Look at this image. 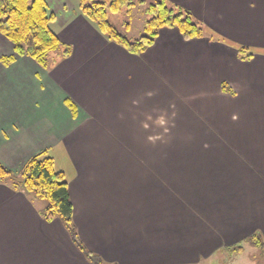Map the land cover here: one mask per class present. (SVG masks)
<instances>
[{"label": "crops", "instance_id": "0c3cea01", "mask_svg": "<svg viewBox=\"0 0 264 264\" xmlns=\"http://www.w3.org/2000/svg\"><path fill=\"white\" fill-rule=\"evenodd\" d=\"M172 1L203 39L162 29L131 55L72 0L76 13L51 24L68 57L0 67V163L18 174L36 154L52 158L77 237L104 264H207L264 240V52L237 54L264 50V0ZM43 207L0 184V264H90Z\"/></svg>", "mask_w": 264, "mask_h": 264}, {"label": "trees", "instance_id": "16d2710c", "mask_svg": "<svg viewBox=\"0 0 264 264\" xmlns=\"http://www.w3.org/2000/svg\"><path fill=\"white\" fill-rule=\"evenodd\" d=\"M78 13L110 42L120 46L129 54L139 56L150 48L160 30L176 29L184 40L203 39V25L193 14L166 0H159L145 6L144 0H76ZM145 6L147 20L144 35L129 40L120 35L108 21V12L120 14L123 9ZM55 15L50 13L46 0H0V35L13 45L14 57H1L0 61L8 66L15 57H28L43 68L48 67L49 56L62 52L64 58L70 54V48L62 46L51 24ZM239 59L250 60L253 55L249 48L237 49ZM222 90L230 93L225 84ZM232 94V93H231ZM41 152L32 156L18 174L12 173L0 163V184L24 193L44 205L40 216L46 222L58 219L68 232L74 245L82 252L90 264H104L102 260L87 251L80 243L72 220V204L68 193V184L62 172L55 169L52 158ZM254 250H264V240L256 233L245 240ZM230 251L234 250L231 248Z\"/></svg>", "mask_w": 264, "mask_h": 264}, {"label": "rangeland", "instance_id": "374dc122", "mask_svg": "<svg viewBox=\"0 0 264 264\" xmlns=\"http://www.w3.org/2000/svg\"><path fill=\"white\" fill-rule=\"evenodd\" d=\"M49 7L50 13L55 15L57 18V22H62L65 16H71L76 13V9L74 5H72V0H46ZM137 1V0H136ZM145 6H149L154 4L159 0H144ZM171 5H175L172 0H166ZM145 6H136L131 9H123L120 14H111L108 12V21L109 23L115 27L117 32L126 37L129 40H135L144 35V24L147 20V16L145 15ZM66 7L65 14H61L62 9ZM239 47V46H238ZM258 55L263 53L264 50H254L250 49V54ZM4 55L5 52H4ZM6 57H9L8 55ZM0 67L6 69V66L0 61ZM43 68V67H42ZM44 69V68H43ZM26 73V72H25ZM27 74V73H26ZM28 76H34L32 74H27ZM1 76V75H0ZM207 123V122H206ZM208 124V123H207ZM164 134L168 133L169 130L164 128ZM212 132H215V135H219L218 130L215 128H211ZM197 135V133L195 132ZM179 135V136H178ZM173 136L183 137L187 136L186 134H176ZM46 157V156H43ZM231 249H224L218 256H215L210 262L207 264H264V250L257 249L254 250L248 244L241 242L240 244L235 245ZM206 264V263H205Z\"/></svg>", "mask_w": 264, "mask_h": 264}]
</instances>
